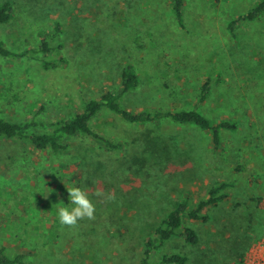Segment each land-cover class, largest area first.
<instances>
[{
    "label": "rangeland",
    "instance_id": "1",
    "mask_svg": "<svg viewBox=\"0 0 264 264\" xmlns=\"http://www.w3.org/2000/svg\"><path fill=\"white\" fill-rule=\"evenodd\" d=\"M13 17L0 23V38L24 51L37 47L55 24L62 31L47 69L41 53L16 60L0 56V116L20 120L44 107L41 117L67 119L121 80L135 63L142 83L121 103L199 109L235 129L211 133L170 119L132 124L103 109L93 121L124 142L106 150L93 138L72 141L63 153L38 149L21 138L0 136V245L21 251L35 264H140L144 241L181 200L192 204L217 181H229L230 198L208 210V221L190 220L199 241L174 237L159 248L188 264H264V14L232 18L259 0H186L180 26L169 0H0ZM217 79L207 100L200 85ZM39 116V117H40ZM81 187L95 218L74 227L60 224L58 209L73 205L67 188ZM97 190L114 200L96 196ZM47 195V196H46Z\"/></svg>",
    "mask_w": 264,
    "mask_h": 264
},
{
    "label": "trees",
    "instance_id": "2",
    "mask_svg": "<svg viewBox=\"0 0 264 264\" xmlns=\"http://www.w3.org/2000/svg\"><path fill=\"white\" fill-rule=\"evenodd\" d=\"M172 4V12L180 26H185L186 0H169ZM14 8L10 1L0 5V23H6L13 17ZM264 14V0L254 3L247 11L234 16L229 23V28L235 32L241 22L252 21ZM55 30H50L43 37L37 47H27L26 50L16 51L8 47L0 38V56L16 60L22 58L29 51L41 53V61L45 68H57L65 63L64 57L50 56L59 50L56 40L62 31L60 23L55 24ZM217 79L209 76L200 85L199 98L203 102L208 99ZM142 83L140 68L135 63L126 64L121 73V80L101 96L85 103L83 109L74 113L67 119H45L40 115L44 107L36 109L30 117L20 120L9 119L0 116V136L8 138H21L33 143L38 149H49L53 153H63L71 148L72 141L76 138H93L106 150L118 151L123 149V140H116L98 130L93 121L103 109H108L132 124H146L155 121L173 120L181 123L195 124L202 130L211 133L216 146L222 144V131L235 129V122L224 119L220 122L213 120L203 113L199 106L187 108L183 106L145 107L142 111H133L121 103L124 94L136 90ZM40 116V117H39ZM229 181H217L214 183L208 195L192 204L189 198H184L159 225L156 226L153 235L144 241V251L140 264H188L189 256L186 253L173 251L164 254L159 260L154 256L156 251L174 237H183L191 244L199 241V234L195 228L185 224V217L190 220L208 221V210L230 198ZM0 264H35L28 259V255L21 251L9 252L7 246L0 245Z\"/></svg>",
    "mask_w": 264,
    "mask_h": 264
},
{
    "label": "clouds",
    "instance_id": "3",
    "mask_svg": "<svg viewBox=\"0 0 264 264\" xmlns=\"http://www.w3.org/2000/svg\"><path fill=\"white\" fill-rule=\"evenodd\" d=\"M69 201L73 205L71 209L60 207L58 209V218L61 225L74 227L78 221L85 218L91 220L95 218V205L89 198V194L81 187L67 188ZM96 196L105 197L108 200H114L115 196L112 193L107 195L100 190L95 192ZM47 196V195H46Z\"/></svg>",
    "mask_w": 264,
    "mask_h": 264
}]
</instances>
